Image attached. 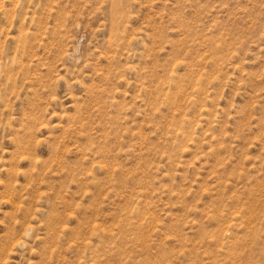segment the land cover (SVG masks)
<instances>
[{
	"label": "rangeland",
	"instance_id": "obj_1",
	"mask_svg": "<svg viewBox=\"0 0 264 264\" xmlns=\"http://www.w3.org/2000/svg\"><path fill=\"white\" fill-rule=\"evenodd\" d=\"M0 264H264V0H0Z\"/></svg>",
	"mask_w": 264,
	"mask_h": 264
}]
</instances>
